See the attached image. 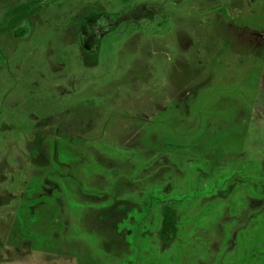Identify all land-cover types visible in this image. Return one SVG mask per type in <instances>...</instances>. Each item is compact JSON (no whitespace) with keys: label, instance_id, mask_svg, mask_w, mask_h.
<instances>
[{"label":"rangeland","instance_id":"1","mask_svg":"<svg viewBox=\"0 0 264 264\" xmlns=\"http://www.w3.org/2000/svg\"><path fill=\"white\" fill-rule=\"evenodd\" d=\"M264 0H0V264H264Z\"/></svg>","mask_w":264,"mask_h":264},{"label":"trees","instance_id":"2","mask_svg":"<svg viewBox=\"0 0 264 264\" xmlns=\"http://www.w3.org/2000/svg\"><path fill=\"white\" fill-rule=\"evenodd\" d=\"M262 105H263V107H264V100L262 101V102H260Z\"/></svg>","mask_w":264,"mask_h":264}]
</instances>
